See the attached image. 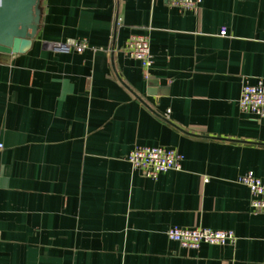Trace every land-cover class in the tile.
<instances>
[{
  "label": "crops",
  "instance_id": "obj_1",
  "mask_svg": "<svg viewBox=\"0 0 264 264\" xmlns=\"http://www.w3.org/2000/svg\"><path fill=\"white\" fill-rule=\"evenodd\" d=\"M30 49L0 63V264H264V118L238 105L264 78V0H43ZM221 30L225 35H220ZM149 38L152 66L122 51ZM84 39L82 52L52 45ZM176 150L155 179L126 158ZM232 231L187 250L166 231Z\"/></svg>",
  "mask_w": 264,
  "mask_h": 264
},
{
  "label": "built area",
  "instance_id": "obj_2",
  "mask_svg": "<svg viewBox=\"0 0 264 264\" xmlns=\"http://www.w3.org/2000/svg\"><path fill=\"white\" fill-rule=\"evenodd\" d=\"M202 0H167L169 6L180 12H197ZM224 36L225 31L221 30ZM58 52L82 53L88 48L84 39L67 40L52 45ZM122 51L129 58L140 64L144 79L149 77L152 57L149 50V38L144 34L132 35L126 41ZM240 110L251 118L259 121L264 118V78H258L255 85L243 84L238 99ZM1 148V145H0ZM134 170L143 176L155 179L160 173L179 170L182 156L174 149L162 147L135 146L126 158ZM237 183L245 186L250 196V209L264 215V182L247 172L237 178ZM169 241L187 250H196L201 244L216 246H234L236 236L232 231H215L201 227L180 228L173 226L166 231Z\"/></svg>",
  "mask_w": 264,
  "mask_h": 264
},
{
  "label": "water",
  "instance_id": "obj_3",
  "mask_svg": "<svg viewBox=\"0 0 264 264\" xmlns=\"http://www.w3.org/2000/svg\"><path fill=\"white\" fill-rule=\"evenodd\" d=\"M43 0H0V63L26 53L42 22Z\"/></svg>",
  "mask_w": 264,
  "mask_h": 264
}]
</instances>
